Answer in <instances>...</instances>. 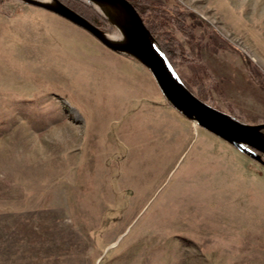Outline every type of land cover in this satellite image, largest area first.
<instances>
[{
  "label": "rangeland",
  "instance_id": "rangeland-1",
  "mask_svg": "<svg viewBox=\"0 0 264 264\" xmlns=\"http://www.w3.org/2000/svg\"><path fill=\"white\" fill-rule=\"evenodd\" d=\"M143 3L180 12L162 27L194 91L264 122V0ZM0 264H264V165L177 111L139 60L0 0Z\"/></svg>",
  "mask_w": 264,
  "mask_h": 264
},
{
  "label": "water",
  "instance_id": "water-1",
  "mask_svg": "<svg viewBox=\"0 0 264 264\" xmlns=\"http://www.w3.org/2000/svg\"><path fill=\"white\" fill-rule=\"evenodd\" d=\"M19 1L51 10L84 28L110 49L139 60L177 111L264 165V122L243 121L198 97L182 80L130 0H83L115 28L112 32L62 0Z\"/></svg>",
  "mask_w": 264,
  "mask_h": 264
},
{
  "label": "trees",
  "instance_id": "trees-1",
  "mask_svg": "<svg viewBox=\"0 0 264 264\" xmlns=\"http://www.w3.org/2000/svg\"><path fill=\"white\" fill-rule=\"evenodd\" d=\"M130 1L136 6V8L140 12L141 16L143 17V20H144L145 24L151 30V32L154 34V36L158 39V41L160 42L164 52L166 53L167 57L169 58L170 62L173 64V66L177 70V67H176V64H175L174 58H173L174 53H176V55L180 54L178 52L179 48H178V44L176 42L177 40L174 37H172V36L171 37H167V35L170 34V33L168 32V30H165L162 27V24H163L164 20H171L172 22H176L177 20L181 21L182 19H181V17H179V16H181L179 14L180 12L172 11L173 8H176L175 6H173L172 9L169 10L168 12L156 13L155 11H153L155 14H153L152 17H148V16L145 17V15H144V13H146L145 9H150L151 12H152V10H154L153 8H151V6H149L150 4L143 3V5H142L141 1H143V0H130ZM69 5L71 7H73L76 11H78L79 13L83 14L84 16H86L88 19H90L92 22H94L97 25H100L99 21L103 22L104 24L108 22L101 15H99L97 12H95L93 9H91L89 6H87L85 4H83L82 7H85L89 11H92V13L86 12V10L84 8L83 9L80 8L81 5H79V4L69 3ZM174 24L176 25V23H174ZM179 75H180V73H179ZM181 78H182V76H181ZM182 80L184 81L183 78H182ZM185 84L198 97H200L201 99L207 101V99L204 97L203 94L198 93L197 91H194L190 87V85L188 83L185 82Z\"/></svg>",
  "mask_w": 264,
  "mask_h": 264
}]
</instances>
